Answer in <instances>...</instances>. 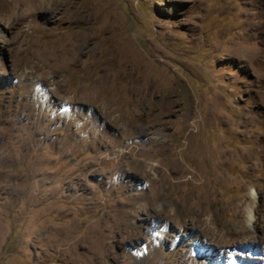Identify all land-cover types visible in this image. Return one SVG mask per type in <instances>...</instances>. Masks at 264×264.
Segmentation results:
<instances>
[{"label":"rangeland","instance_id":"rangeland-1","mask_svg":"<svg viewBox=\"0 0 264 264\" xmlns=\"http://www.w3.org/2000/svg\"><path fill=\"white\" fill-rule=\"evenodd\" d=\"M0 264H264V0H0Z\"/></svg>","mask_w":264,"mask_h":264},{"label":"bare ground","instance_id":"bare-ground-1","mask_svg":"<svg viewBox=\"0 0 264 264\" xmlns=\"http://www.w3.org/2000/svg\"><path fill=\"white\" fill-rule=\"evenodd\" d=\"M31 7L32 8H34V3H31ZM69 12H67V15L69 16V14H68ZM82 18V17H81ZM80 19V18H79ZM57 40V41H56ZM56 40H54V41H56V43H59L60 42V44L62 43V44H64V42H62L61 40H59V38L58 39H56ZM55 44V43H54ZM77 51L78 50H76V53H77ZM76 53H74V54H76ZM76 57V56H75ZM117 59V58H116ZM119 67V66H118ZM87 88H89V87H87ZM93 88V87H92ZM97 88V87H96ZM93 90V89H92ZM164 90V89H163ZM97 91H98V89H97ZM106 92H107V90H106ZM101 93H104V92H102V90H101ZM108 94V93H107ZM113 95V94H112ZM94 96H95V94H94ZM105 96H107L106 94H105ZM111 96V95H110ZM108 97V96H107ZM76 98V97H75ZM95 98H96V96H95ZM98 98H99V94H98ZM97 99V98H96ZM102 99V97L99 99V100H101ZM97 102H98V100H96ZM94 104H95V102H94ZM65 109V111H67V107H65L64 108ZM154 144V143H153ZM155 145V144H154ZM158 148V147H157ZM161 149V148H160ZM203 157V156H202ZM145 204V203H144ZM145 206V205H144ZM254 214H253V212H250L249 213V220L250 221H252L253 220V218H254ZM153 217H156V216H153ZM133 233H135V232H133Z\"/></svg>","mask_w":264,"mask_h":264}]
</instances>
